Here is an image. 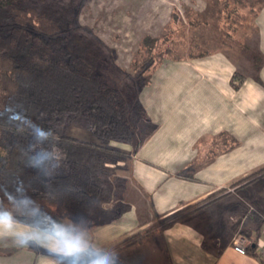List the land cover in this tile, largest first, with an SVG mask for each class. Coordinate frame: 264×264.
Returning <instances> with one entry per match:
<instances>
[{"label":"crops","instance_id":"1","mask_svg":"<svg viewBox=\"0 0 264 264\" xmlns=\"http://www.w3.org/2000/svg\"><path fill=\"white\" fill-rule=\"evenodd\" d=\"M165 4L158 3L159 21L168 20ZM112 6L122 17L139 14L138 5L127 11L125 5ZM240 18L233 35L261 57L259 68L231 46L206 43L209 52L204 56L166 58L140 92V103L155 128L138 147L124 177L129 199L125 212L96 224L54 215L48 228L16 220L15 231H0V264H87L100 257L114 264H264V182L231 188L171 226L162 228L156 222L264 165V4L251 17L241 12ZM157 20L147 24L149 30L145 25L141 35L154 34ZM236 73L244 76L238 87L233 84ZM221 133L238 143L225 137L211 150ZM213 151H218L215 156ZM4 161L0 157V168ZM66 170L65 165L62 173ZM9 204L15 205L16 216L32 217L40 209L35 201L11 197L0 201V212ZM153 225V236L115 248L125 236ZM238 232L249 240L247 254L233 247ZM62 236L83 247L76 253L61 251Z\"/></svg>","mask_w":264,"mask_h":264},{"label":"trees","instance_id":"2","mask_svg":"<svg viewBox=\"0 0 264 264\" xmlns=\"http://www.w3.org/2000/svg\"><path fill=\"white\" fill-rule=\"evenodd\" d=\"M84 1L0 0V147L4 148L0 149V157L7 153L0 168V201L18 197L37 202L39 215L15 219L40 228H48L54 215L69 217L75 223L96 224L115 220L125 212L129 204L122 199L105 206L117 194V186L126 187L125 179L111 174L109 166L123 168L127 159L132 162L138 147L153 130L135 147L134 154L111 145L110 141H127L137 110L152 123L146 118L139 94L166 58L185 57L169 45L164 51H157L159 41L168 40L170 32L163 34L165 38L145 35L132 62L136 74L133 83L111 81L101 67L106 60L105 45L80 22ZM215 2L225 24L219 36L225 44L253 59L259 68L261 57L233 35L244 0ZM176 12L173 11L174 18ZM108 53L114 65L115 55ZM206 54L208 51L199 49L189 56ZM243 78L240 73L234 75L235 87ZM70 122L89 128L99 140H82L60 132ZM225 137L233 145L238 143L221 133L212 141L211 150ZM217 152L213 151V156ZM54 158L66 161L69 171L51 175L48 168ZM177 175L194 178L191 173ZM263 182L264 165L228 187L218 188L195 203L161 216L157 226H171L215 202L230 188ZM261 200L264 205V199ZM45 205L47 215L41 211ZM263 212L260 206V213ZM154 228L155 225L125 236L115 248L153 236ZM251 253L255 255L252 247Z\"/></svg>","mask_w":264,"mask_h":264},{"label":"rangeland","instance_id":"3","mask_svg":"<svg viewBox=\"0 0 264 264\" xmlns=\"http://www.w3.org/2000/svg\"><path fill=\"white\" fill-rule=\"evenodd\" d=\"M34 1L42 2L44 0ZM162 1L166 2L165 5H169V8L166 10L168 14L165 18H168L167 21H164V19L159 21L161 16H159V14V17L156 16L158 12V3ZM115 3H118V6L125 5L123 8L125 11L138 5L139 14L122 17L116 10L112 9V5ZM263 4L264 0H244L239 12H243L251 17L254 15L258 6ZM165 5L161 6L164 10ZM151 10L155 13L152 14L150 12ZM173 11H177V18L173 17ZM249 19L246 22L248 29L251 27ZM156 20L154 34L147 33L145 35L160 37L170 32V34H167L169 36L168 40L162 38L159 41L157 45L158 52L164 51L167 45H169L173 47L176 54L180 56H189L199 49L209 52V48L204 45L206 43L225 44L219 36V31L225 29V24L221 19L219 6L215 0H85L80 14L81 24L94 32L105 45L106 49L104 55L106 56V60L101 63V67L108 73L111 81L117 84L126 82L133 83L136 74L132 62L137 56L141 39L145 36L141 35V33L144 30L147 31L143 27L145 25L147 27V24H151L150 22L155 23ZM141 21L143 22L141 23ZM240 23L241 18H239V24ZM125 25L128 26L125 27ZM139 26L141 27L137 30ZM132 29H134V33L131 31ZM147 29L149 30L148 27ZM171 29L173 32L170 31ZM163 36L165 38V35ZM110 51L113 52L112 54H114L116 58L114 65L112 64L113 58L110 56V53H108ZM114 67L118 69L115 70ZM131 122V132L127 141L121 142L111 140L110 144L134 154L135 147L144 140L146 135L154 130L155 127L153 123L145 119V115H142L139 110L134 112ZM62 127L60 132H66L78 139L91 141L99 140L89 128L84 127V125L78 122H70ZM0 149L4 148L0 147ZM6 154L7 153H4L2 157H6ZM122 164L125 167L121 168L110 165V173L117 177L120 176L124 178L127 176L129 174L131 161L127 159V161ZM65 165L67 170L64 174L69 171V164L61 158H54L50 161L48 172L51 175L63 174L62 172L65 170ZM117 191V194L112 198L116 200L122 199L125 203L129 201L126 195V187L120 188L117 186ZM112 203L110 200L105 206H110ZM146 216L148 215L145 214L144 217ZM156 222L159 223V220H156ZM147 229L148 228H144L142 231ZM248 247H250V244ZM87 264H90V262Z\"/></svg>","mask_w":264,"mask_h":264},{"label":"clouds","instance_id":"4","mask_svg":"<svg viewBox=\"0 0 264 264\" xmlns=\"http://www.w3.org/2000/svg\"><path fill=\"white\" fill-rule=\"evenodd\" d=\"M48 133H44V135H47ZM41 211L47 215L48 214V207L45 205L42 207ZM16 207L14 204H9L8 209L6 211L0 212V231L3 232H12L17 229V223H16ZM39 215V213H37ZM53 236L57 235V229L52 228L50 229ZM63 232V229L60 230ZM20 235L27 236L28 233L26 231H21L19 233ZM66 236V233H65ZM59 248L61 251L67 252V253H76L78 250L83 247V245L79 241H71L69 242L66 240L63 236L60 237L59 241ZM90 264H114V262L110 261L108 257H100L95 258L90 261Z\"/></svg>","mask_w":264,"mask_h":264},{"label":"built area","instance_id":"5","mask_svg":"<svg viewBox=\"0 0 264 264\" xmlns=\"http://www.w3.org/2000/svg\"><path fill=\"white\" fill-rule=\"evenodd\" d=\"M233 247L234 249L238 252V253H241V254H247V247L249 245V240L248 238L238 232L234 237H233Z\"/></svg>","mask_w":264,"mask_h":264}]
</instances>
